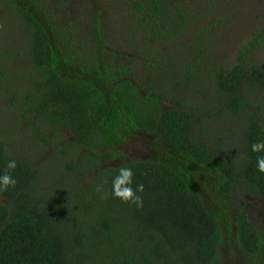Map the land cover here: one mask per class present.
Wrapping results in <instances>:
<instances>
[{"label":"trees","instance_id":"obj_1","mask_svg":"<svg viewBox=\"0 0 264 264\" xmlns=\"http://www.w3.org/2000/svg\"><path fill=\"white\" fill-rule=\"evenodd\" d=\"M22 1L25 6L17 4L16 11L27 39L16 56L23 53L28 63L20 71L14 67L5 79L23 80L26 89L18 95L21 111L35 115L49 131L52 124L70 130L77 142L66 149L55 145L64 162L57 172L64 190L48 198L46 191L41 194L36 188L38 173L31 161L10 152L0 139V174L9 159L17 161L11 172L15 187L0 192V264H218L219 247L226 244L242 250L248 264H264V233L243 210L231 218L226 199L241 187L264 200V174L256 167L257 156L264 153L251 151L253 143L264 140V67L255 64L244 75L243 65L259 40L248 42L230 70L215 74L219 103L204 113L200 105L188 104L183 94L196 75L181 70L180 75L167 73V86L157 89L152 81L143 86L126 80L112 85L129 75L122 71L97 82V64L89 71L88 57L75 58L84 48L68 45L61 33L54 36L53 27L43 20L42 7L34 0ZM138 13L162 42L181 38L188 26L183 12L164 8L159 0L142 4ZM93 22L97 26L96 18ZM162 102L172 108L162 112ZM230 120L237 124H227ZM224 126L229 137L221 149L215 134L225 133L220 129ZM136 131L159 135L167 152L101 169ZM209 142L219 154H213ZM159 145L157 140L152 148L158 150ZM120 167L133 169V188L144 186L138 193L142 208L113 197L111 182ZM200 171L211 176L222 195L213 197L209 207L196 192ZM94 172L88 184L79 183L80 176Z\"/></svg>","mask_w":264,"mask_h":264},{"label":"rangeland","instance_id":"obj_2","mask_svg":"<svg viewBox=\"0 0 264 264\" xmlns=\"http://www.w3.org/2000/svg\"><path fill=\"white\" fill-rule=\"evenodd\" d=\"M34 1L45 13L44 22H49L54 32L67 36L68 45L88 49L98 47L100 67L121 68L123 73L131 75L130 81L136 85L143 86L152 81L153 85H158L157 89L167 86L164 82L167 73L180 75L182 71L187 75L191 73L193 78L196 75V79H191L189 83V90L183 94L188 97V104L194 102L195 106L200 105L204 113L209 112L208 108L215 109V104L219 103L215 74L230 70L239 52L254 38L259 40L260 45L251 53L250 59L244 61V75H247V68L255 64L261 69L264 67V0H159L164 8H178L188 20L182 37L166 42L157 40L151 33L153 26L149 29L148 23L138 13L142 4L152 0ZM16 8L15 0H0V139L5 140L10 152L31 161L38 173L36 188L41 189L38 192L45 194L46 191V196L50 197L64 190L63 178L57 173L63 170L61 166L64 162L55 143H52L56 140L50 141L49 136L43 134L45 123L21 111L19 96L23 93L24 85L19 86L17 81L10 83L5 79L14 67L20 70L27 63L23 53L16 56L18 50L23 52L26 36ZM94 18L97 26L94 25ZM141 92L144 93V90ZM239 95L244 99L243 88ZM15 96H18L17 102ZM234 121L230 120L227 124ZM226 128L220 129L225 132ZM32 130L46 140L35 138ZM232 134L235 135L231 131ZM215 135L217 146L223 149L221 142L229 136L226 132ZM157 140L160 151H164L166 146L159 135L150 137L143 132L136 134L123 149L129 157L147 159L153 154L151 143ZM208 145L213 154H219L212 142ZM117 165L113 162L103 167ZM95 174L80 176L79 183L88 184ZM196 176V192L209 207L213 197L222 195L208 173L200 171ZM71 183L75 184L73 179ZM226 199L231 206V218L243 210L252 225L264 233L263 199L246 194L241 187H235ZM0 202L3 200L0 199ZM218 264L248 262L242 250L226 244L219 247Z\"/></svg>","mask_w":264,"mask_h":264},{"label":"flooded vegetation","instance_id":"obj_3","mask_svg":"<svg viewBox=\"0 0 264 264\" xmlns=\"http://www.w3.org/2000/svg\"><path fill=\"white\" fill-rule=\"evenodd\" d=\"M16 1V3L18 4V6H25V3L22 1V0H15ZM26 2L28 3V2H30V0H26ZM55 30V29H54ZM26 33V32H25ZM54 36H57L58 35V33L57 32H54L53 31V33H52ZM26 39H27V35L25 36V43H26ZM99 51H100V49L97 47V48H92V49H88V47H84V50H83V52H82V54L80 53V54H78V55H76L75 56V58L77 57V58H79V59H82V58H84V57H88L91 61H89L88 62V64H89V67H90V69H89V71H91V68L93 67V64L94 63H96L97 64V66H98V68H99V70H98V72H99V75H95V77L97 78V82H99V81H101V83H102V80L101 79H110V78H112V77H116L117 75H119V74H121L120 72H121V68H118V69H111V68H103V67H100V58H99ZM26 62L28 63V60H26ZM27 63H26V65L25 66H27ZM25 66H23V68L22 69H24L25 68ZM20 71V70H19ZM78 74H79V72L77 71V70H75ZM92 73H93V71H92ZM113 73V74H112ZM122 75V74H121ZM20 76H22V74L20 75ZM82 76V80L84 81V73L81 75ZM94 77V78H95ZM95 78V79H96ZM130 78H131V75L129 74V75H123V79L121 80L120 78L119 79H117L116 81H114V82H111V84L112 85H115L116 83H118V82H121V81H123V80H126V81H129V82H131L130 81ZM132 83V82H131ZM18 84H19V86H22V85H24V89H26V86H25V84H24V82H23V80L22 79H20V81L18 82ZM132 85H134V86H139V85H136V84H134V83H132ZM141 90H143V89H139L138 88V91H139V93H140V95L141 96H144V93H145V91H144V93L143 92H141ZM21 103L22 102H20V107H21ZM163 103V102H162ZM23 106V105H22ZM162 106H163V108H162V112H166L167 110H169V109H171L172 107H170V105L169 104H167V103H163L162 104ZM22 112L24 113V114H26V116H32V117H36L35 115H32V113H28L27 114V110L25 109V108H23V110H22ZM52 126H53V130L52 131H49V129L50 128H44V135H48L49 136V139H50V141H54V140H56V142H52V143H55V145L57 146V147H62L63 149H66L67 148V145H70V143L72 144V143H74V142H77V138L75 137V136H73V134H72V132L70 131V130H68V129H66V128H64V127H62V126H60V125H58V124H52ZM33 131V130H32ZM31 131V132H32ZM56 131H58L57 133H55ZM140 132H143V133H145L146 135H148L146 132H144V131H136V132H131L121 143H120V145H118L116 148H115V150L117 151V152H119L120 151V154L119 153H117V154H115V158L114 159H112L110 162H109V164L110 163H113V162H116L118 165L117 166H115V167H119L122 163H129V162H132V161H135V162H144V161H148V160H150V159H154L156 156H158V155H163L164 153H166L167 152V146H166V144H165V150L164 151H160V145H159V148H158V150H154L153 148H152V145H153V142L151 143V149H152V156L150 157V158H147V159H138V158H132V157H129V155H127L126 153H125V151H124V149H123V146L125 145V144H127L136 134H138V133H140ZM47 133V134H46ZM55 133V134H54ZM64 134H65V136L66 137H64ZM154 135H157L156 133L155 134H153V135H148V136H150V137H152V136H154ZM60 137H64V138H62V139H60ZM161 138V137H160ZM162 139V138H161ZM163 140V139H162ZM165 143V142H164ZM162 144V143H161ZM7 145V144H6ZM82 151L81 152H85L86 153V150L85 149H81ZM106 149H104V150H101V151H105ZM114 150V149H113ZM161 153V154H160ZM81 154H83V153H81ZM120 157H122V158H120ZM98 160V159H97ZM98 161H100V160H98ZM105 165H108V164H102V166H105ZM107 168H109V167H107ZM101 169H105L104 167H101ZM96 172H98V170L96 171ZM95 172V173H96ZM235 231V229H233L232 230V232H234Z\"/></svg>","mask_w":264,"mask_h":264},{"label":"clouds","instance_id":"obj_4","mask_svg":"<svg viewBox=\"0 0 264 264\" xmlns=\"http://www.w3.org/2000/svg\"><path fill=\"white\" fill-rule=\"evenodd\" d=\"M251 151L253 153H264V140H260L251 145ZM17 161L15 159H9L6 162L5 169L0 174V192L6 191L9 188L15 187L17 181L13 178L11 172L16 169ZM256 167L258 172L264 174V155H258L256 160ZM134 172L131 167H120L118 174L112 179V195L119 199L122 203H130L135 205L137 208L143 207V200L138 193L144 191L142 184H134ZM96 191L99 193L101 188L98 186Z\"/></svg>","mask_w":264,"mask_h":264},{"label":"water","instance_id":"obj_5","mask_svg":"<svg viewBox=\"0 0 264 264\" xmlns=\"http://www.w3.org/2000/svg\"><path fill=\"white\" fill-rule=\"evenodd\" d=\"M103 167V166H102ZM107 168V167H106Z\"/></svg>","mask_w":264,"mask_h":264}]
</instances>
